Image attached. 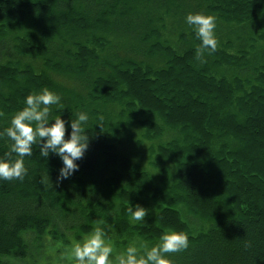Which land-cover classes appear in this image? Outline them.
Here are the masks:
<instances>
[{"label":"trees","instance_id":"1","mask_svg":"<svg viewBox=\"0 0 264 264\" xmlns=\"http://www.w3.org/2000/svg\"><path fill=\"white\" fill-rule=\"evenodd\" d=\"M184 7L238 29L216 24L199 57ZM259 42L264 0H0V130L43 87L61 96L50 116L66 136L89 116L73 175L57 181L61 159L33 145L23 178L0 180V264H41L52 245L56 262L101 221L114 251L173 228L189 241L173 264H264ZM9 147L0 138V155ZM136 203L144 222L130 221Z\"/></svg>","mask_w":264,"mask_h":264},{"label":"clouds","instance_id":"2","mask_svg":"<svg viewBox=\"0 0 264 264\" xmlns=\"http://www.w3.org/2000/svg\"><path fill=\"white\" fill-rule=\"evenodd\" d=\"M185 21L199 38V57L203 56L204 51H214L217 48L216 17L213 14L188 12ZM23 104L12 115L9 125L0 130V138L7 137L10 141L9 151L0 155V180L23 178L27 172L24 158L32 154L33 145L39 147V153L43 157L47 158L51 153L59 156L62 164L57 181L67 179L78 170L77 161L88 148L89 136L85 127L89 119L88 113L77 112L76 118L69 122L70 132L66 136V121L61 115L50 116L52 105L64 107L57 92L43 87L29 92ZM128 212L131 214V222H144L148 209L136 203L130 204ZM102 223L98 222L91 232L80 240H75L70 253L62 254L55 264H173L167 254L188 247L187 233L167 228L155 242L150 243L137 237L124 249L114 251Z\"/></svg>","mask_w":264,"mask_h":264},{"label":"rangeland","instance_id":"3","mask_svg":"<svg viewBox=\"0 0 264 264\" xmlns=\"http://www.w3.org/2000/svg\"><path fill=\"white\" fill-rule=\"evenodd\" d=\"M190 9L191 8H187V11H186V8L184 7V11H186V12H191ZM176 21L177 20H176L175 13L168 12L166 14L163 13V16H162V19H161L160 22H162V25L165 26L164 30L167 31V30L170 29V27L175 26V22ZM216 24L218 25V28L220 27V29L221 28H223V29L226 28L227 33L230 34V35H232V36H233V33L238 29V26L237 25L235 26V24H232V23L231 24H228V23H221V21H217ZM215 32H216V28H215ZM163 34H165V31L163 32ZM228 38H231V37L228 36ZM259 43H260V47H261V48L260 47L259 48L262 49V51H264V49H263L264 48V44H262V42H259ZM137 133L139 134V131ZM134 134L136 135L135 132H134ZM72 245L73 244H71L69 246L63 247L60 250L59 257H61L62 254H65L66 255V254L70 253V250H71ZM48 250H49L48 252H52V253H49V254H52V256H50L52 260H50V258L48 257L49 254L47 255L45 253L46 255L41 256L43 258V261H41V264H48V262L49 263H52V264H55V262L53 261L54 260V257H55V255L53 254V252H54V250H56L55 246L54 245L50 246L48 248ZM17 263L18 264L19 263L20 264H26V263H23V262H17Z\"/></svg>","mask_w":264,"mask_h":264}]
</instances>
